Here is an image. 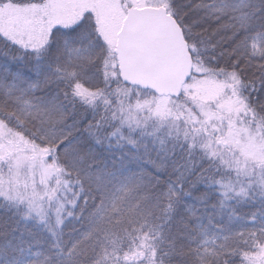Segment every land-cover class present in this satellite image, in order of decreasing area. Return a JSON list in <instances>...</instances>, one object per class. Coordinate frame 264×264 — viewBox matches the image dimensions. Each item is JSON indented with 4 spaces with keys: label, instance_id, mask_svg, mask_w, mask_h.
<instances>
[{
    "label": "snow or ice",
    "instance_id": "obj_1",
    "mask_svg": "<svg viewBox=\"0 0 264 264\" xmlns=\"http://www.w3.org/2000/svg\"><path fill=\"white\" fill-rule=\"evenodd\" d=\"M0 264H264V0H0Z\"/></svg>",
    "mask_w": 264,
    "mask_h": 264
}]
</instances>
